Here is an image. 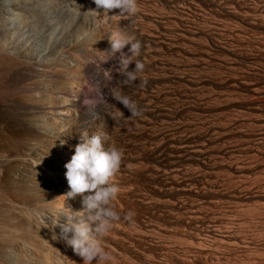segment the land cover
<instances>
[{
    "label": "bare ground",
    "instance_id": "obj_1",
    "mask_svg": "<svg viewBox=\"0 0 264 264\" xmlns=\"http://www.w3.org/2000/svg\"><path fill=\"white\" fill-rule=\"evenodd\" d=\"M244 28L264 0H0V264H264Z\"/></svg>",
    "mask_w": 264,
    "mask_h": 264
},
{
    "label": "rangeland",
    "instance_id": "obj_2",
    "mask_svg": "<svg viewBox=\"0 0 264 264\" xmlns=\"http://www.w3.org/2000/svg\"><path fill=\"white\" fill-rule=\"evenodd\" d=\"M155 2H156V4H157L158 1H155ZM159 4H160V3L158 2V6H160V8H161V4H160V5H159ZM158 6H157V7H158ZM64 8H67V9H68V10L66 9V12L63 14V15H66V17H68V20H73V18H75V19L77 18V17H74V16H76V14L74 13V10H73V9L71 10V7H70V8H68V7H64ZM156 9H157V8H156ZM207 11H208V12H207ZM207 11L205 12V10H203L204 15H205V13H206L207 17L211 18V19L208 18L210 21H217V22H220V21H221V22L219 23L220 26L222 25L221 27H223L224 24H225V25H224L225 29L228 28L227 25H228V26L231 25L230 28H232V29L229 28L230 30H233V27H235V28L238 27V26H237V23H238V22H236V20L238 19L237 17H234L235 20H234L233 17H231V18H230V17H224V18H221V20L218 21V19H215L216 17L214 18V16H213L212 14H209V13H210L209 10H207ZM73 13H74V14H73ZM67 14H68V15H67ZM73 15H74V16H73ZM206 15H205V16H206ZM211 15H212V16H211ZM12 16L14 17V15H12ZM212 17H213V18H212ZM236 18H237V19H236ZM225 19H226V20H225ZM229 19H230V20H229ZM231 19H232V20H231ZM20 20H21L20 18H18V19H17V18H13L12 21H14V22H13L14 26H17V27H18V25H21L22 23L19 22ZM227 21H229V22H227ZM234 21L236 22V24L234 23ZM237 21H239V20H237ZM223 22H224V23H223ZM20 23H21V24H20ZM222 23H223V24H222ZM226 23H227V25H226ZM229 23H230V24H229ZM233 23H234L236 26H235ZM242 23H243V22L241 21V22L238 23V25L240 26V25H242ZM232 24H233V25H232ZM232 26H233V27H232ZM243 26H244V23H243ZM244 27H245V26H244ZM243 30H244V31H243ZM243 30L239 32V33H241V35H239V36H241V37H243V38H241V37L239 38V36L237 35V34H239V33H236V35H237V36H236V35H234V32H235V31L232 32L231 35L234 36V37L237 39V40H236V39L234 38L232 42H233V44H234V43L236 44V45L234 44V46H236L237 48H238V44H239V47L242 46L244 50H246V51L249 52V51L252 49V48H250V47H252V46L255 44V42L252 44V41H257V40H256V39H257L256 37H258L259 39L264 38V36H263V35H264V32H262L263 34H261V31H260V30H256V29H255V31H258V32H260V33H258V32H257V33H254L255 31L253 32V31H251V29L245 30V28H244ZM253 30H254V29H253ZM223 31H224V28H223ZM247 31H249V32H247ZM48 32H49V30H47V31L45 30V32H42L41 34H45V33H48ZM244 32H245V33H244ZM246 32H247V33H246ZM252 33H253L254 35H253ZM41 34H40V35H41ZM244 34H245L246 36H245ZM248 34H250V36H249L250 38H251V37H254V39L251 38V40H252L251 43H250V40H249L250 38L247 37ZM255 34H256V36H255ZM27 35H29V34H27ZM242 35H244V36H242ZM258 35H259V36H258ZM32 36H34V35H32V33H31V35L29 36L28 39H30V40L32 41V43H34L33 41H35V37H32ZM223 37H224V36H223ZM244 37H246V38H244ZM36 38H37V37H36ZM248 38H249V39H248ZM219 39H220V37H219ZM221 39H222V38H221ZM240 39H241V40H240ZM245 39H248L249 41H248V40H245ZM234 40H235V41H234ZM237 41H238V42H237ZM246 41H247V42H246ZM236 42H237L238 44H237ZM246 43H247V45H245ZM249 43L252 44V45H250ZM242 47H240V48H242ZM247 47H248V49H247ZM45 49H47V46H45V45H43V46L39 45V46H38V45H37V48H36L34 51H40V50H41L40 52L45 53V52H46ZM249 49H250V50H249ZM124 127H125V126H124ZM125 128H127V127H125ZM60 142H61V141H60ZM60 142H59V143H60ZM60 144H62V142H61ZM60 160H62V161H64V162H67L65 156H63V155L60 156ZM73 160H74V159H73ZM257 199H258V202H259V199H260V198H256L255 200H257ZM261 199H262V198H261ZM260 202H262V200H261ZM237 205H239V204L237 203ZM240 205H241V204H240ZM244 207L246 208V206H244ZM248 208L250 209L251 207H247L246 209H244V212H246V213L249 212L247 215L250 216V218H252V219H251V220H252V223L255 225L254 228H255V227L257 228L258 225H260V221H257V220H259V219L261 218V216H263L264 213H263V211H262V212H259V211H258V212L260 213V215L262 214L261 216H259V215H257V214H259V213L256 214L257 211H255V210H253V209H250V211H248V210H249ZM246 210H247V211H246ZM256 216H259V217H256ZM254 219H255V220H254ZM256 221H257V222H256ZM258 222H259V223H258ZM251 228H253V227L251 226ZM251 228H249V229H251ZM246 229H247V228H246ZM260 238H261V239H260ZM262 238H263V240H264V234L259 235V237H257L256 239H260V241H262ZM153 239H154V238H153ZM153 239H152V240L150 239L149 241H150L151 243H149V245H148V244H147V245H148V247H149L150 250L152 249V250H151L152 252H155V253H156L158 249H157V246L154 245L155 239H154V240H153ZM152 246H153L154 248H153ZM155 248H156V249H155ZM262 251H263V250H262ZM262 251H261V252L259 251V252H260V253H259V256L261 255L262 257H264V256H263L264 254H262V253H263ZM255 252H256V251H255ZM255 252H254V254H255L256 256H258V255H257L258 251H257L256 253H255ZM261 256H260V257H261Z\"/></svg>",
    "mask_w": 264,
    "mask_h": 264
}]
</instances>
